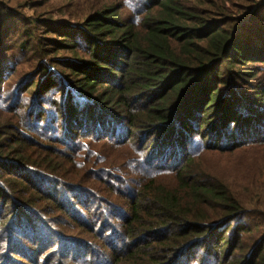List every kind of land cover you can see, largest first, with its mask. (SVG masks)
I'll list each match as a JSON object with an SVG mask.
<instances>
[{
	"label": "trees",
	"instance_id": "trees-1",
	"mask_svg": "<svg viewBox=\"0 0 264 264\" xmlns=\"http://www.w3.org/2000/svg\"><path fill=\"white\" fill-rule=\"evenodd\" d=\"M50 1L0 0V264H264L191 153L264 142V0Z\"/></svg>",
	"mask_w": 264,
	"mask_h": 264
},
{
	"label": "rangeland",
	"instance_id": "rangeland-1",
	"mask_svg": "<svg viewBox=\"0 0 264 264\" xmlns=\"http://www.w3.org/2000/svg\"><path fill=\"white\" fill-rule=\"evenodd\" d=\"M5 2H10V5L14 6L16 10L30 16H33L36 12V7L31 6L39 4L37 3L38 0H5ZM72 3V0H52L48 6H44L43 11L44 13H49V16H46V18L51 17L54 20H59L61 22H70V19L65 12L68 10H74L73 7H70ZM235 3H242V0H238ZM134 6L132 5V2L129 1L126 6L127 10L122 13V16L134 17L135 13L132 11L134 10ZM3 18L6 20V14L2 16V19ZM10 25V28H13V24ZM4 28H6V26ZM4 28L2 27L3 30ZM12 38L13 40L16 38L17 41H20L19 37L12 36ZM21 72L22 69L19 68L18 74L14 75V77L8 81V84L12 85L11 89L8 88L11 92H13V87L21 78ZM96 124L97 122L95 125ZM255 136L264 139L263 132L262 134L258 133ZM191 153H193V157L195 158V166H197V171L200 176L204 173H211V175L224 181L231 191H233L246 206L250 216H259L255 220H243L248 223L249 227L254 232L253 235H247V241H259L260 239L256 229L261 225V218L264 214V142L248 144L241 148L229 151L208 150L205 145L196 142L191 149ZM145 171H149V169H145ZM204 175L208 176L207 174ZM165 178H170V176ZM165 178L164 183L170 185L175 184L172 177L168 180ZM115 222H117V219ZM107 237L109 238V236ZM97 240L99 239L97 238ZM112 241L114 242L115 240ZM55 242L56 241H54V243ZM95 244L99 245L101 243ZM100 261L101 263L104 262L103 259H100Z\"/></svg>",
	"mask_w": 264,
	"mask_h": 264
}]
</instances>
